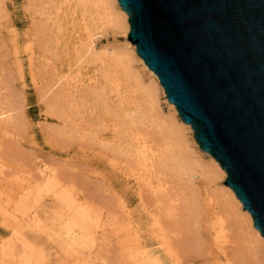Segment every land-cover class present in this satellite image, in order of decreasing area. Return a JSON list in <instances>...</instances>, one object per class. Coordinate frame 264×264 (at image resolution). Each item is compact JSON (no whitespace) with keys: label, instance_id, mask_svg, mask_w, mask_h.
Masks as SVG:
<instances>
[{"label":"bare ground","instance_id":"obj_1","mask_svg":"<svg viewBox=\"0 0 264 264\" xmlns=\"http://www.w3.org/2000/svg\"><path fill=\"white\" fill-rule=\"evenodd\" d=\"M30 2L45 3L38 15L43 30L39 29L49 35L55 33V47L63 48L64 54L63 66L52 69L53 75L42 89L40 101H43L45 111L56 118L60 133L67 139L80 143L82 147H93L97 164L105 165L109 170L105 175L108 179L111 174L134 183L135 192L147 208L152 224L150 243L157 246L147 249L141 230H132L127 213L120 218L110 209L98 213L95 205L79 203L69 193L68 207L70 212L77 210V214L62 229L63 243L67 248L62 264H94L95 247H108L111 234L123 258L130 260V264H165L162 257L175 258L176 264H187L189 253H199L204 259H212L208 252L200 251L206 245L218 247L230 264L244 262L246 256L257 258L255 253L259 247L264 256V238L254 228L251 214L244 211L243 204L231 189L226 187L222 193L219 192L217 199L214 195H207L202 201L186 194L188 190L194 191L201 179L212 182L215 174L222 172L225 178L227 174L211 155L203 151L212 159L210 167L205 165V157L191 147L186 138L189 131L200 148L192 127L181 121L175 105L168 102L173 110L170 116L162 111L159 97L166 96L165 90L158 76L138 55L137 47L129 40L121 50L98 46L100 31H105L106 27L123 30L128 39L131 30L129 17L120 9L118 0ZM73 20L79 22L82 34L79 33V37L74 34L71 38L70 33L64 31V24ZM56 33L69 36V40L65 42L62 36L57 40ZM60 43L63 46L58 47ZM139 62L149 73L146 78L136 67ZM88 98L99 113H92L86 119L83 103ZM1 108L0 137L6 138L15 126L17 109ZM3 169L0 166V195L6 190L8 194L12 193L7 195L8 207L2 213L11 238L0 240V264H50L45 252L47 248L44 250L32 241L15 223L17 220H13V216L6 217L13 213L17 216L13 211L18 197L23 199L22 192L27 185H23V181L7 180ZM39 171L37 186L56 193L61 187L57 170L46 165ZM11 209H14L10 211L12 214L9 213ZM122 210L125 211V207ZM203 221L216 233L217 241H204V234L201 236Z\"/></svg>","mask_w":264,"mask_h":264},{"label":"rangeland","instance_id":"obj_2","mask_svg":"<svg viewBox=\"0 0 264 264\" xmlns=\"http://www.w3.org/2000/svg\"><path fill=\"white\" fill-rule=\"evenodd\" d=\"M43 1L41 0V2ZM44 6L45 3L34 4L33 2L32 4L30 0H0V108L17 109L15 111V126L9 131L6 138L0 137V145H2L0 148V166L4 168L5 173L3 176L7 180H15L16 183L23 181V185L28 186L22 192L23 199L21 200V197H18L17 208L9 210V213L14 210L13 212L17 216L13 213V215L9 214L6 217L13 216L12 219L17 220L15 223L26 232L32 241L44 250L47 248L45 252L48 255L50 264H62L67 250L63 243L62 229L77 214V210L70 212L71 210L68 207L69 202L67 199L70 193V197L78 200L79 203L95 205L94 209L98 213L110 209L117 213L119 218L120 215L122 217L123 213H127L130 215L132 230L136 232L141 230L144 242L148 245L147 249H155L157 246L150 243L152 237L150 217L147 208L139 201L134 183L111 174L109 175L110 179H108L105 175L108 174L109 170L105 169V165L97 164L92 150L93 147H82L80 143L70 141L63 136L60 133V127H57L56 118L47 114L43 101H40L43 94L42 89L53 75L51 73L52 69H60L63 66L61 60L64 57L63 48L58 49L55 47V33L49 35L50 33H42L41 31L43 29L40 28L42 24L39 23L38 15ZM35 23L38 24L35 25ZM64 26V31L69 32L71 38L74 34L75 37H79V33L82 34L77 20H73L67 25L64 24ZM100 32H102V35L98 36L97 44L102 49L114 48V50H121L129 43L123 30L106 27L105 31ZM61 36L62 34L58 35L56 33L57 40H60ZM62 37L65 42L69 40V36L63 35ZM60 46H63V43L58 44V47ZM115 47H118V49ZM136 67L142 72L141 75L144 78L149 75L142 63L139 62ZM90 99L84 100L83 103L86 119H89L92 113H99L94 102ZM159 99L162 111L170 116V112L173 110L166 96L161 95ZM186 134L191 147L205 157L204 163L210 167L212 159L205 156L200 148L198 149L190 131ZM46 165L57 170L58 179L61 181V187L57 189L56 193L43 190L37 186L36 182L40 179L39 169L44 168ZM103 173L104 175H102ZM212 177V182L199 180L194 191H187L188 197L202 201L207 195H214V198L217 199L216 196H219V192L222 193L223 190H226L224 182L227 177L225 178L222 172ZM39 190H41V193ZM9 194L12 193L9 192ZM9 194L6 190L3 191V195H0V240L11 238V234L3 221L5 216L2 214L8 207L9 197L7 195ZM35 196L37 198H34ZM24 199L27 200L24 201ZM36 199L37 201H35ZM22 206H25V211ZM122 207H125V211H121ZM17 210L20 213H17ZM28 211L30 212L26 213ZM202 227L204 228L202 229ZM201 229L203 230L201 236L203 237L204 234V241L208 239L211 243L215 242L216 233L214 234V231L209 229L204 221ZM111 237L108 247L103 249H99L98 246L95 247L94 251L99 254L93 251L92 260L95 263L108 261L111 264H130V260L123 258L121 249L117 246L116 239L112 234ZM206 246H203L200 251L203 253L208 252L209 257L212 259H204L199 253H189V259L186 263H231L225 259L222 251L217 249L218 247ZM99 255L100 257H98ZM101 256L107 260L102 259ZM255 256L257 258L254 255V258L251 257L250 259L248 257L250 260L247 261L246 256V262L236 261V263L264 264V256L260 247ZM162 259L165 264H176L175 258L166 259L162 257Z\"/></svg>","mask_w":264,"mask_h":264},{"label":"water","instance_id":"obj_3","mask_svg":"<svg viewBox=\"0 0 264 264\" xmlns=\"http://www.w3.org/2000/svg\"><path fill=\"white\" fill-rule=\"evenodd\" d=\"M128 40L264 238V0H118Z\"/></svg>","mask_w":264,"mask_h":264}]
</instances>
